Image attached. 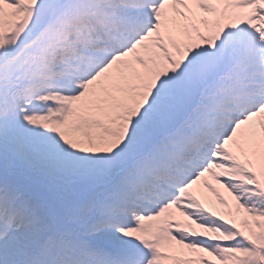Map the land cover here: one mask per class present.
I'll list each match as a JSON object with an SVG mask.
<instances>
[{"label":"snow or ice","instance_id":"6c2138e0","mask_svg":"<svg viewBox=\"0 0 264 264\" xmlns=\"http://www.w3.org/2000/svg\"><path fill=\"white\" fill-rule=\"evenodd\" d=\"M0 264H264V0H0Z\"/></svg>","mask_w":264,"mask_h":264}]
</instances>
